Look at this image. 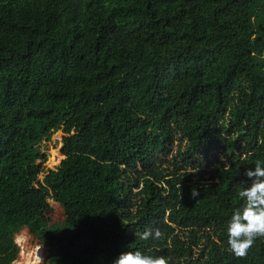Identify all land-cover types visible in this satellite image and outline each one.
I'll return each mask as SVG.
<instances>
[{"label": "trees", "instance_id": "obj_1", "mask_svg": "<svg viewBox=\"0 0 264 264\" xmlns=\"http://www.w3.org/2000/svg\"><path fill=\"white\" fill-rule=\"evenodd\" d=\"M257 162L264 0H0V264L24 228L46 264H264L227 246Z\"/></svg>", "mask_w": 264, "mask_h": 264}, {"label": "clouds", "instance_id": "obj_2", "mask_svg": "<svg viewBox=\"0 0 264 264\" xmlns=\"http://www.w3.org/2000/svg\"><path fill=\"white\" fill-rule=\"evenodd\" d=\"M250 183L238 190L243 204L237 207L227 222V246L236 256H243L258 236H264V166L260 162L247 169ZM196 196L197 192L192 191ZM145 236L148 233H144ZM160 233H155L159 237ZM111 264H167L164 256H152L139 250L122 251Z\"/></svg>", "mask_w": 264, "mask_h": 264}, {"label": "rangeland", "instance_id": "obj_3", "mask_svg": "<svg viewBox=\"0 0 264 264\" xmlns=\"http://www.w3.org/2000/svg\"><path fill=\"white\" fill-rule=\"evenodd\" d=\"M63 137L64 134L58 132L54 135L51 142H44L43 148L48 155V161L45 164L46 170L55 169L64 159V156L61 153ZM56 140H59L58 145L55 144ZM42 177L43 174L40 175V178ZM49 203L52 208L50 213L52 222L60 223L63 220L62 207L53 200H50ZM16 243L18 244L20 254L19 256L17 254L16 260L13 264H46V247L40 245L27 228H24L16 235Z\"/></svg>", "mask_w": 264, "mask_h": 264}, {"label": "water", "instance_id": "obj_4", "mask_svg": "<svg viewBox=\"0 0 264 264\" xmlns=\"http://www.w3.org/2000/svg\"><path fill=\"white\" fill-rule=\"evenodd\" d=\"M55 144L58 145L59 144V140H56Z\"/></svg>", "mask_w": 264, "mask_h": 264}, {"label": "bare ground", "instance_id": "obj_5", "mask_svg": "<svg viewBox=\"0 0 264 264\" xmlns=\"http://www.w3.org/2000/svg\"><path fill=\"white\" fill-rule=\"evenodd\" d=\"M25 248V247H24Z\"/></svg>", "mask_w": 264, "mask_h": 264}]
</instances>
